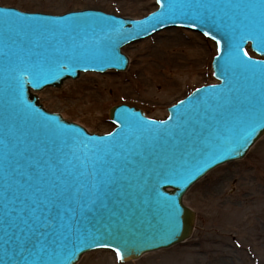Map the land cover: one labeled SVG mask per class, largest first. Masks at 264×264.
<instances>
[{
    "label": "water",
    "instance_id": "water-1",
    "mask_svg": "<svg viewBox=\"0 0 264 264\" xmlns=\"http://www.w3.org/2000/svg\"><path fill=\"white\" fill-rule=\"evenodd\" d=\"M156 1L142 20L0 8V264H76L95 249L119 250L126 263L184 242L195 216L183 195L264 134V61L245 55L249 46L264 57V0ZM173 27L216 43L219 84L164 121L119 106L112 133L89 135L30 92L124 71L125 45Z\"/></svg>",
    "mask_w": 264,
    "mask_h": 264
},
{
    "label": "rangeland",
    "instance_id": "rangeland-1",
    "mask_svg": "<svg viewBox=\"0 0 264 264\" xmlns=\"http://www.w3.org/2000/svg\"><path fill=\"white\" fill-rule=\"evenodd\" d=\"M1 5L62 15L98 10L140 19L154 0H0ZM124 73L82 74L59 90L39 93L47 111L58 112L92 134L113 130L108 110L128 105L153 120L199 86L215 83L212 42L186 30L162 31L123 49ZM183 204L196 214L195 230L184 244L128 264H264V137L237 162L216 168L190 188ZM78 264H120L106 251L86 254Z\"/></svg>",
    "mask_w": 264,
    "mask_h": 264
},
{
    "label": "snow or ice",
    "instance_id": "snow-or-ice-1",
    "mask_svg": "<svg viewBox=\"0 0 264 264\" xmlns=\"http://www.w3.org/2000/svg\"><path fill=\"white\" fill-rule=\"evenodd\" d=\"M245 55H247V53H245ZM116 255H117V257H120L121 253L119 250H116Z\"/></svg>",
    "mask_w": 264,
    "mask_h": 264
},
{
    "label": "bare ground",
    "instance_id": "bare-ground-1",
    "mask_svg": "<svg viewBox=\"0 0 264 264\" xmlns=\"http://www.w3.org/2000/svg\"><path fill=\"white\" fill-rule=\"evenodd\" d=\"M166 31H169V30H166ZM160 33V32H159ZM154 35H156V34H154ZM50 112V111H49ZM52 113H53V111H51Z\"/></svg>",
    "mask_w": 264,
    "mask_h": 264
}]
</instances>
